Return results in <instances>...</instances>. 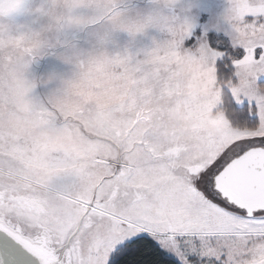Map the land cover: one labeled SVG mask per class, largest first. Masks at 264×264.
I'll list each match as a JSON object with an SVG mask.
<instances>
[{
  "label": "snow or ice",
  "instance_id": "snow-or-ice-1",
  "mask_svg": "<svg viewBox=\"0 0 264 264\" xmlns=\"http://www.w3.org/2000/svg\"><path fill=\"white\" fill-rule=\"evenodd\" d=\"M240 16L231 54L186 47L235 67L219 73L229 118L215 134L157 139L139 112L82 122L83 146L59 155L0 135V264H264V0Z\"/></svg>",
  "mask_w": 264,
  "mask_h": 264
},
{
  "label": "clouds",
  "instance_id": "clouds-1",
  "mask_svg": "<svg viewBox=\"0 0 264 264\" xmlns=\"http://www.w3.org/2000/svg\"><path fill=\"white\" fill-rule=\"evenodd\" d=\"M128 3L42 0L35 10L37 25L13 27L6 22L10 0H0V68L4 69L0 135L9 140L17 135L61 140L82 147V122L115 124L139 112L150 114L157 139H164L167 129L174 127L188 131L204 127L209 134L220 130L221 125L212 121L229 118L225 81L214 61L203 60L185 47L194 25L179 11L182 0H148L151 10L135 16ZM242 3L225 0L222 20L231 33L242 26ZM152 29L162 38L154 37L150 46L135 51L131 43L118 46L119 34L127 33L135 41ZM81 33L92 37L86 41L87 49L81 46ZM16 36L36 55L62 47L60 59L70 71L46 80L30 78L33 60L8 43ZM53 81L47 103L38 104L33 96L37 85ZM17 95L21 105L14 107Z\"/></svg>",
  "mask_w": 264,
  "mask_h": 264
},
{
  "label": "rangeland",
  "instance_id": "rangeland-1",
  "mask_svg": "<svg viewBox=\"0 0 264 264\" xmlns=\"http://www.w3.org/2000/svg\"><path fill=\"white\" fill-rule=\"evenodd\" d=\"M32 4L29 6L25 18L21 24L22 25H37L39 23L35 10L40 7L42 0H33ZM128 8L131 15L135 16L137 14H146L151 10V5L148 0H129ZM225 8V0H182L179 11L187 16L188 19L193 23L194 27L191 36L185 41V47H192L193 44L198 42L207 43L208 33H217L225 36L232 43V35L229 27L223 22L222 15ZM19 27V26H18ZM82 41L81 46L84 48H89L90 45L86 41L91 40L92 37L87 33L78 34ZM162 38L161 34L155 29L149 30L147 35L139 36L135 41H131V38L127 33H121L117 37L118 46L123 48L131 43L133 50H138L151 45L153 38ZM68 38H71L69 34ZM11 47L19 49L23 54L33 63L29 69V76L33 79L46 80L48 77L68 73L70 71V66L65 64L60 59V53L63 52V48H57L55 50H48V54L36 55L31 47H27L21 37L16 36L11 41L8 42ZM208 45V43H207ZM209 46V45H208ZM243 51V49H240ZM11 57H9V60ZM219 59H217L218 61ZM216 61V63H217ZM4 86V69L0 68V88ZM55 87V81L50 85L45 86L44 83H39L33 93L38 104L47 103L48 94L52 88ZM21 105V100L19 95L13 98V106L18 107ZM212 123L219 124L223 126L225 121L223 119L213 120ZM19 140L22 143H31L34 139H28L23 135H17L13 141ZM77 146H69L61 140L53 141L52 145V155H59L62 151L76 150ZM38 168L45 172L50 170L44 168L39 163Z\"/></svg>",
  "mask_w": 264,
  "mask_h": 264
},
{
  "label": "trees",
  "instance_id": "trees-1",
  "mask_svg": "<svg viewBox=\"0 0 264 264\" xmlns=\"http://www.w3.org/2000/svg\"><path fill=\"white\" fill-rule=\"evenodd\" d=\"M206 38H207V43L209 47L212 48L213 50H219L221 52H228L229 54L233 52V45L230 42V40L226 38L225 36L211 32L207 34ZM239 51L243 52L241 50ZM229 65H230L229 68L227 69L224 68V63H223V60L221 59H219L216 63V67L218 68L219 73L220 72H224L226 74L234 73L235 71L234 65H231L230 61H229ZM254 121H255V117H252L251 122H254Z\"/></svg>",
  "mask_w": 264,
  "mask_h": 264
},
{
  "label": "crops",
  "instance_id": "crops-1",
  "mask_svg": "<svg viewBox=\"0 0 264 264\" xmlns=\"http://www.w3.org/2000/svg\"><path fill=\"white\" fill-rule=\"evenodd\" d=\"M32 1L33 0H25L23 9L18 14H16L15 16L9 18L6 22L11 24L13 27L21 26V24L25 18V15H26L27 11L29 10V6L32 4L31 3Z\"/></svg>",
  "mask_w": 264,
  "mask_h": 264
}]
</instances>
